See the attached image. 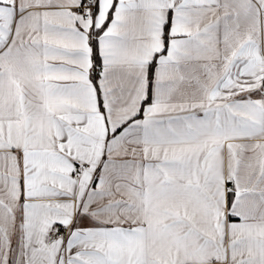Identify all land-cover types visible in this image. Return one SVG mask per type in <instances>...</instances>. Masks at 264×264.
<instances>
[{"label": "snow or ice", "instance_id": "6c2138e0", "mask_svg": "<svg viewBox=\"0 0 264 264\" xmlns=\"http://www.w3.org/2000/svg\"><path fill=\"white\" fill-rule=\"evenodd\" d=\"M0 264H264V0H0Z\"/></svg>", "mask_w": 264, "mask_h": 264}]
</instances>
